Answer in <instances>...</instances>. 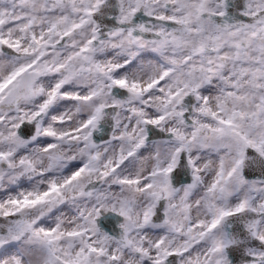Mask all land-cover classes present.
Masks as SVG:
<instances>
[{
	"label": "snow or ice",
	"instance_id": "obj_1",
	"mask_svg": "<svg viewBox=\"0 0 264 264\" xmlns=\"http://www.w3.org/2000/svg\"><path fill=\"white\" fill-rule=\"evenodd\" d=\"M0 264H264V0H0Z\"/></svg>",
	"mask_w": 264,
	"mask_h": 264
}]
</instances>
